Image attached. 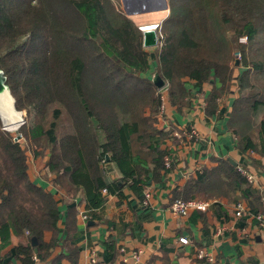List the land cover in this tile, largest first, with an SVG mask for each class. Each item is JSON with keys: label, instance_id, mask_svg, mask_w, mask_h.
<instances>
[{"label": "trees", "instance_id": "16d2710c", "mask_svg": "<svg viewBox=\"0 0 264 264\" xmlns=\"http://www.w3.org/2000/svg\"><path fill=\"white\" fill-rule=\"evenodd\" d=\"M169 4V14L161 22L164 42L153 57L142 46L139 27L111 0H0V69L15 107L23 105V98L34 115H42L48 105H58L46 125L30 115L24 134L35 146H49L43 155L46 171L55 175L53 183L71 199L79 192L90 218L110 227L113 222L102 213L107 193L123 198L122 189L129 186L143 197L146 183L141 171L148 161L156 177L173 171L174 150L167 141L177 143L176 128L157 127L158 115L163 116L164 85L168 101L179 107L191 96L185 79L199 89L217 81L206 97L205 111L211 114L219 98L237 92L229 116L236 148L264 154V120L256 133L235 131L244 112L255 113L264 106L263 88L251 83L252 73L264 75V0H169ZM243 33L247 43L242 59L232 63ZM235 66H241L237 75ZM156 75L164 82L161 87L154 83ZM252 88V93H243ZM62 108L71 127L58 136ZM154 135L157 140L151 138ZM109 166L115 179L106 177ZM196 171L172 188L171 199L209 198L221 190L238 189L242 199L264 212L260 189L237 166L218 159L215 166ZM77 210V203L68 209L66 228ZM59 214L53 193L29 178L25 148L0 125L1 245L10 242L12 233L26 234V243L15 247L16 255L23 264H33L35 257L44 260L58 241H44L43 233H58ZM106 244L113 250L112 243Z\"/></svg>", "mask_w": 264, "mask_h": 264}, {"label": "crops", "instance_id": "0c3cea01", "mask_svg": "<svg viewBox=\"0 0 264 264\" xmlns=\"http://www.w3.org/2000/svg\"><path fill=\"white\" fill-rule=\"evenodd\" d=\"M213 85L217 86V81L205 83L199 89L185 79L191 96L188 104L179 107L168 101L167 87L161 88L163 116L158 115L157 127L176 128L173 136L177 143L167 141L174 150L173 171L156 177L152 163L143 165V191H151L146 204L129 186L122 189L123 198L107 193L102 213L113 222L111 227L102 220L91 219V211L85 208L80 193L71 199L61 185L53 183V173L28 171L34 183L53 193L60 209L58 233H43L44 241L55 239L58 244L44 260L35 257L33 264H90L91 256L95 257V264H147L151 259L152 264H264V231L257 219V214L264 212L242 199L240 190H221L209 198H194L209 202L204 211L193 208L185 216L170 211L172 188L183 185L198 168L215 166L218 159L233 166L246 165L264 191V154L253 150H248L252 151L250 154L242 153L236 148L237 138L229 127L235 92L219 98L214 113L205 111L206 97ZM181 129H195L198 136L176 135ZM151 138L157 140L158 136ZM134 162L138 164L136 159ZM108 172L107 178H116L112 166ZM237 202H243L247 208L241 217L235 215ZM76 203L78 210L70 218L72 225L66 228L68 209ZM83 213L88 214L87 218L82 217ZM181 237L187 242H181ZM26 240V234L15 233L4 246L0 240V264H23L15 247ZM106 243H112L113 250ZM200 249L206 253L203 258L197 257ZM135 252L138 258L133 256Z\"/></svg>", "mask_w": 264, "mask_h": 264}, {"label": "rangeland", "instance_id": "374dc122", "mask_svg": "<svg viewBox=\"0 0 264 264\" xmlns=\"http://www.w3.org/2000/svg\"><path fill=\"white\" fill-rule=\"evenodd\" d=\"M114 8L118 9L121 11L124 15V7L122 0H111ZM167 8L165 10L161 11H153V12H146V13H140V14H131L127 15L132 21L138 26L142 27L143 25L146 24H154V25H159L157 28V33H158V44L157 46L154 47H148L149 51L153 54L152 56L157 53V51L160 49L161 45L164 42V29L161 27V22L168 16L169 11H170V4L169 0H167ZM240 36L238 37L237 40V48L233 49V59L232 62H235V53H239L241 48H243L247 42H240ZM244 50H242L243 52ZM157 55V54H156ZM240 63V60L238 61V64ZM241 66H235L233 68L234 75H237L240 72ZM154 72V71H153ZM251 83H255L256 87H261L264 90V75H254L252 73L251 75ZM164 84V83H163ZM234 85L231 86V89L235 90L236 89V83L233 82ZM255 89L252 88L250 90H244L243 93H252ZM257 91V90H256ZM162 92V91H161ZM235 98L238 97V93L235 92ZM162 96V94H161ZM23 105L20 107H16L17 110L22 112L23 115V121L21 123H12V127L10 125H7V122H5V126H3L1 123V129H5L10 132L13 140L19 141L21 143V146L25 148V153L27 156V167L28 171H46L45 168V158L47 159V156H44V153L48 152L49 146H35L28 138H26L24 131L26 130V126L30 122V117L34 119H41L42 123L46 125L50 120H51V113H52V108L58 106L57 103H53L52 105H48L45 110L43 111L42 115L37 114L34 115V113L31 111V108L26 105V100L21 99L20 100ZM248 112V111H247ZM245 114L244 121L240 124L235 125V131L239 133H256L259 129V123L261 120H264V106L261 105L258 107V110L255 113H250V110L248 114ZM256 114V115H255ZM31 115V116H30ZM7 125V126H6ZM21 125H25L22 129H19ZM69 127H71V120L69 117L68 112L62 108V113L61 116L58 120V136H61L63 133L69 131ZM16 135H19L17 140H15ZM38 151L40 152L38 156H35L34 152ZM44 154V155H43Z\"/></svg>", "mask_w": 264, "mask_h": 264}, {"label": "built area", "instance_id": "2783aa9c", "mask_svg": "<svg viewBox=\"0 0 264 264\" xmlns=\"http://www.w3.org/2000/svg\"><path fill=\"white\" fill-rule=\"evenodd\" d=\"M240 42H242V43L247 42V35L245 33L241 34ZM242 56H243V52H242V48H241L239 53H235V57H236L235 61L241 60ZM161 110L163 111V104L161 105ZM176 135L197 137L198 133L196 132L195 129H192L190 131H187L186 129H181L180 132L176 133ZM250 153H252V151H249V154ZM164 163L168 167L169 159L167 156L164 157ZM237 169L250 184L257 186L260 189V200H261V204L264 208V191H262L261 187L257 185L256 175L249 168H246L242 164H238ZM103 192L105 193L106 190L103 189ZM150 195H151L150 189L146 188L143 191V198H142L143 204L147 203V199L150 197ZM208 205H209V202H207V201H203V200H199V199L184 200L180 197H176V198L171 200L170 211L175 215L185 216L193 208L204 211L207 209ZM246 211H247V208H245L243 202H237L235 204V215L237 217H241L242 215H244L246 213ZM87 215H88L87 213H83L82 217L85 219V218H87ZM257 219H258L259 227L264 231V213H262V212L258 213ZM179 240L183 243L187 242V239L185 237H181ZM133 256L138 258V252L133 253ZM205 256H206V253L204 252L203 249H200L197 251V257L203 258ZM90 264H95V257L94 256H91Z\"/></svg>", "mask_w": 264, "mask_h": 264}, {"label": "water", "instance_id": "95a60500", "mask_svg": "<svg viewBox=\"0 0 264 264\" xmlns=\"http://www.w3.org/2000/svg\"><path fill=\"white\" fill-rule=\"evenodd\" d=\"M123 7H124V12L126 15H131V14H140V13H146V12H153V11H161L165 10L168 6L167 0H122ZM158 25L156 24V27ZM149 28V29H139L142 32V46L145 48L148 47H154L157 46L158 44V33H157V28ZM235 63L238 64V60L235 61ZM154 83L158 86L161 87L163 85V80L156 75L154 78ZM2 96V100H5V97H9L11 101V106L13 109L19 113H22L21 111L17 110L15 107V99L13 95L11 94L10 88L6 83V76L4 75V72L2 69H0V97ZM1 119V117H0ZM2 120V119H1ZM19 121H23V115L19 116ZM4 126V123L2 124ZM19 135H16L15 140ZM108 158V155H106ZM31 244L33 246H36L37 244V239L35 237L31 238ZM36 251V248H34Z\"/></svg>", "mask_w": 264, "mask_h": 264}, {"label": "bare ground", "instance_id": "6f19581e", "mask_svg": "<svg viewBox=\"0 0 264 264\" xmlns=\"http://www.w3.org/2000/svg\"><path fill=\"white\" fill-rule=\"evenodd\" d=\"M156 25L154 24H146L141 27V29H149V28H154ZM11 101L9 97H5V100H2V96L0 97V117H1V122L2 124L7 122V125H12V123H21L19 121V116H22V113H19L13 109L11 106ZM5 121V122H4ZM6 125V126H7ZM12 127V126H11Z\"/></svg>", "mask_w": 264, "mask_h": 264}]
</instances>
